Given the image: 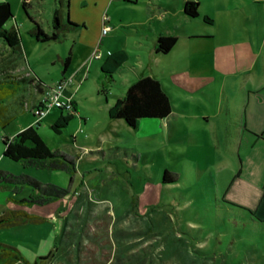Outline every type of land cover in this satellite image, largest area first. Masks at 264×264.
I'll use <instances>...</instances> for the list:
<instances>
[{"label": "rangeland", "instance_id": "obj_1", "mask_svg": "<svg viewBox=\"0 0 264 264\" xmlns=\"http://www.w3.org/2000/svg\"><path fill=\"white\" fill-rule=\"evenodd\" d=\"M0 1L8 2L12 11L4 28L16 27L21 38L13 52L0 48V79L6 74L34 78L4 100L6 116L12 118L0 126V171L52 184L61 195L53 203L26 205L19 200L39 191L26 182L5 183L0 214L26 208L46 221L2 226L0 242L16 247L31 264L54 249V257L43 264H118V258L134 253L144 257L143 264H264V231L253 229L217 199L230 201L225 183L229 171L237 170L238 111L244 97L238 88L242 76L235 78L237 89L226 78L229 90L222 94L224 75H216L214 58L227 41H251L260 52L264 10L255 3L264 0H198L213 26L205 25L201 16L182 17L184 0H69L68 18L78 28L49 42L35 40L29 17L51 32L54 0H30L26 12L22 0ZM104 18L108 33L101 36ZM159 34L178 40L168 55L153 58ZM96 49L101 59L93 57ZM108 49L124 50L128 61L116 74L120 82L108 84L102 95L97 93L99 67ZM185 58L182 67L175 65ZM142 76L164 78L170 115L141 120L135 128L108 118L115 98ZM208 76L214 80L200 90L179 85L180 80L205 83ZM63 79L69 84L59 98L71 106L62 112L69 113L73 104L76 113L56 134L50 126L60 109L51 107L40 119L32 109ZM30 124L51 152L71 161H62L69 170L23 166L2 156L1 136L11 137ZM164 170L176 181L163 184ZM233 200L248 208L242 199Z\"/></svg>", "mask_w": 264, "mask_h": 264}, {"label": "trees", "instance_id": "obj_2", "mask_svg": "<svg viewBox=\"0 0 264 264\" xmlns=\"http://www.w3.org/2000/svg\"><path fill=\"white\" fill-rule=\"evenodd\" d=\"M140 0H123L124 3L135 4ZM30 0H22V9L26 12L29 7ZM69 0H54L52 10V25L51 32H45L42 27L33 18L29 17L32 22L31 34L38 42H49L60 40L66 32L76 30L78 25L71 23L67 16ZM66 10V12H65ZM183 12L189 18L199 16L198 3L196 1L187 0L183 6ZM66 13V20L64 15ZM12 18L10 4L5 1H0V48L5 52L17 50L20 48L21 38L16 27L5 29V23ZM202 21L205 24L211 25L212 19L203 15ZM177 37L173 35H159L154 44V53L157 55H165L176 44ZM2 53H0V56ZM69 56L65 59V68L69 64ZM128 59V55L124 50L110 52L107 58L100 64V74L98 76L101 81V88L97 91L98 94L106 95L108 92V84H115L114 75L123 66ZM34 78H26L22 76H14L6 74L0 79V126L4 128L12 117L6 116V109L3 105L4 100L9 96L14 95L20 89V83H31ZM42 108V101L35 105L32 109V115L36 117V110ZM60 114L53 121L50 128L59 134L61 129L65 128L71 118L76 113L75 106L72 104V109L69 113L63 114L64 108H59ZM172 111L171 98L164 89L162 83L151 76H142L132 82L126 89L122 97H117L113 104L107 109V116L110 119H121L129 127L135 128L141 120L153 119L161 120L167 118ZM39 121L35 122L38 125ZM34 124L23 128L15 135L7 137L1 136L3 146L2 156L14 162H19L23 166H32L39 169H66L68 166L62 165V161L71 164L64 155L51 152V150L42 141L37 133V128ZM176 177L171 175L166 170L163 171L161 182L163 184L173 183ZM26 182L39 191V194L30 193L28 199L19 200L24 204L32 205L40 203L41 205L53 203L57 198H60V190L52 184L42 185L40 182L32 178H22L4 173L0 171V187H7V184H19ZM4 184V185H3ZM219 199L220 205L227 210L235 212V216L244 220L253 229L264 231V219H260L256 214L243 206L234 204L222 198ZM61 202V201H60ZM60 202L56 205L58 207ZM30 208V207H29ZM38 210V209H37ZM46 221V218L38 212H33L26 208H8L0 214V227L14 226L22 224H40ZM54 250H50L46 255L37 257L32 264H43V262L51 257H54ZM118 264H143L144 257H139L137 253L124 255L121 259H117ZM0 264H31L22 256L20 251L9 244L0 242ZM145 264V262H144Z\"/></svg>", "mask_w": 264, "mask_h": 264}, {"label": "crops", "instance_id": "obj_3", "mask_svg": "<svg viewBox=\"0 0 264 264\" xmlns=\"http://www.w3.org/2000/svg\"><path fill=\"white\" fill-rule=\"evenodd\" d=\"M146 1L151 2V0ZM146 1L143 2L147 3ZM186 1L187 0H184V3ZM191 1H196L198 3L199 16L202 17L203 15H206L204 12L200 11V3L198 0ZM255 5L264 10V2L260 4L255 3ZM183 6L181 11L182 17L186 19H195L189 18L184 14ZM166 7L169 8L168 6ZM205 25L213 26L215 25V22L213 21L211 25ZM157 36L153 41V48L151 49L153 58L156 56L168 55L176 46L175 44L165 55L155 54L154 44ZM208 39L212 40V37H208ZM258 48L260 52L255 49L251 41L247 40L227 41L223 42V44L217 48L214 58L216 75H224L222 94L227 92L226 89L229 90V87H226V78L233 81L232 87L233 89H237L238 85L235 83V78L238 76L243 77L238 87L244 98L242 106L238 111L240 123L238 132L239 142L235 146L234 153L237 170L233 169L232 171H229L230 174L225 183L226 193L229 195L230 201H234L233 199L235 198L242 199L244 205L248 207V209L252 210L258 218L264 219V38L258 44ZM110 52L113 51H110L109 49L106 50L107 55ZM258 53H260V55H258ZM101 57L102 54L100 53L99 59H101ZM184 61H186V58L175 63V65L182 67L181 65ZM156 67L161 71H171V69L167 70L161 65H157ZM116 74L114 75L115 84L120 82L116 78ZM217 77L218 76H216V78ZM155 78L162 83L161 78L163 77ZM206 79L205 83H201L202 80L197 79L195 81L180 80L179 85L188 91L200 90L208 86L214 80L212 76H208ZM163 87L166 90L164 85ZM38 92L42 93L43 88L38 87ZM204 119H206V117H204ZM245 132L246 141L245 145L242 146V139L244 138Z\"/></svg>", "mask_w": 264, "mask_h": 264}, {"label": "built area", "instance_id": "obj_4", "mask_svg": "<svg viewBox=\"0 0 264 264\" xmlns=\"http://www.w3.org/2000/svg\"><path fill=\"white\" fill-rule=\"evenodd\" d=\"M106 18L103 19V27L101 31V36H104L108 32V27L106 26ZM93 57L96 59L100 58V53L98 52V49H96L93 52ZM69 84L67 81L64 79L59 81L53 88L49 89L46 91L47 96L42 101V108L39 110H36L35 114L40 119L41 117L45 116L49 108L51 107H57V108H64V109H69L71 102L66 101V102H61L60 101V95L62 90L64 89L65 85Z\"/></svg>", "mask_w": 264, "mask_h": 264}, {"label": "water", "instance_id": "obj_5", "mask_svg": "<svg viewBox=\"0 0 264 264\" xmlns=\"http://www.w3.org/2000/svg\"><path fill=\"white\" fill-rule=\"evenodd\" d=\"M67 16H68V14H67Z\"/></svg>", "mask_w": 264, "mask_h": 264}]
</instances>
